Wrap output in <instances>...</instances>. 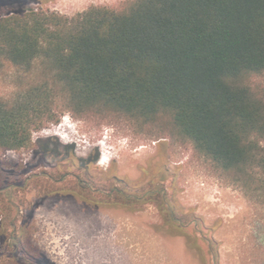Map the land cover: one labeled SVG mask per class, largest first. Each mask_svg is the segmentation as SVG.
Returning a JSON list of instances; mask_svg holds the SVG:
<instances>
[{"label":"trees","instance_id":"16d2710c","mask_svg":"<svg viewBox=\"0 0 264 264\" xmlns=\"http://www.w3.org/2000/svg\"><path fill=\"white\" fill-rule=\"evenodd\" d=\"M5 65L35 76L12 100L0 97V148L30 149L34 132L68 111L190 145L223 180L264 197V0H126L72 17L12 11L0 16V71ZM98 157L81 159L83 173L51 177L71 174L83 193L161 201L164 210L163 188L125 197L112 181L98 185L86 171ZM2 191L0 264H51L19 225L22 204ZM165 219L178 221L171 208Z\"/></svg>","mask_w":264,"mask_h":264},{"label":"rangeland","instance_id":"374dc122","mask_svg":"<svg viewBox=\"0 0 264 264\" xmlns=\"http://www.w3.org/2000/svg\"><path fill=\"white\" fill-rule=\"evenodd\" d=\"M125 1L0 0V16L40 9L72 17ZM34 76L5 65L0 97L12 100ZM257 82L264 89V78ZM58 114V122L34 132L30 149L0 148L2 197L22 204L19 225L27 223L30 243L51 264H264L263 196H247L223 180L190 145L138 135L122 123ZM96 150L98 160L86 171L98 185L112 181L125 197L163 188L164 210L161 201L124 202L81 192L71 174L83 173L81 159ZM68 171L62 182L51 177ZM166 208L178 221L165 219Z\"/></svg>","mask_w":264,"mask_h":264},{"label":"flooded vegetation","instance_id":"af4514ba","mask_svg":"<svg viewBox=\"0 0 264 264\" xmlns=\"http://www.w3.org/2000/svg\"><path fill=\"white\" fill-rule=\"evenodd\" d=\"M93 157V156H92Z\"/></svg>","mask_w":264,"mask_h":264}]
</instances>
